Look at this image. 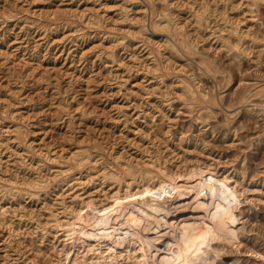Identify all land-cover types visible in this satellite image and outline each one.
<instances>
[{"label": "rangeland", "instance_id": "obj_1", "mask_svg": "<svg viewBox=\"0 0 264 264\" xmlns=\"http://www.w3.org/2000/svg\"><path fill=\"white\" fill-rule=\"evenodd\" d=\"M177 206L198 264H264V0H0V264Z\"/></svg>", "mask_w": 264, "mask_h": 264}, {"label": "bare ground", "instance_id": "obj_2", "mask_svg": "<svg viewBox=\"0 0 264 264\" xmlns=\"http://www.w3.org/2000/svg\"><path fill=\"white\" fill-rule=\"evenodd\" d=\"M255 1V0H251ZM151 2V1H150ZM153 5V4H152ZM151 5L150 8V18L151 20L154 19L157 16V12L154 8V6ZM156 22V21H155ZM152 22L151 23H155ZM181 43V42H180ZM183 44V43H182ZM184 45V44H183ZM205 95V94H204ZM85 157V156H84ZM84 157H80L79 164L83 165ZM86 160V159H85ZM87 162V160H86ZM85 162V163H86ZM85 165V164H84ZM83 165V166H84ZM130 170V168H128ZM131 171V170H130ZM114 174V173H113ZM111 175V174H110ZM116 176V175H114ZM117 178V177H116ZM40 185V184H39ZM44 185H42L43 187ZM41 187V186H40ZM41 187V188H42ZM72 186H70L71 188ZM180 191V197H187L190 193V188L184 187ZM179 197V199H180ZM182 198V199H183ZM180 199V200H182ZM169 213L172 214V216L168 219H165L160 226H153V224L147 225L144 228H137L136 230H131L127 234L125 230V226L128 223V219L126 215L124 216L123 221L121 222L122 226V239H126L127 246L130 247L129 250H125V252L122 249H118L111 243H101L97 238H95V243L91 244L90 242H87L86 246H88L85 249V252L81 254V256L84 258L87 253L89 252L90 255L86 256L84 258L85 264H198L200 260V257L196 255V253L192 250H189L187 253H190V259L193 261L190 263L188 261V256L186 252H181L180 245L176 244L172 240L171 237H169V230L171 229V226H177L179 223L183 220V217L185 215V211L181 206H177L175 209H172L169 211ZM176 214H179L176 220H174V216H177ZM182 217V218H181ZM57 219V217L55 218ZM59 221V220H58ZM63 224V223H62ZM61 225L60 223L56 224V226ZM160 228L159 232L144 235L146 231H149L150 229L157 230ZM10 230V229H9ZM67 231V230H66ZM166 231V232H165ZM78 232L80 236L83 237V231L81 229L74 230L73 233ZM133 236H135L133 238ZM163 238L167 239V242L169 243L168 249L164 250L165 254L162 255V257L158 258L157 252H159L157 249L159 247V241ZM83 239V238H81ZM84 239L82 240V242ZM97 241V242H96ZM105 246L102 248V246ZM118 249V250H117ZM83 250H81L79 253H81ZM77 252V254H78ZM89 258V262L87 263L86 259ZM188 261V262H186ZM81 263V262H80Z\"/></svg>", "mask_w": 264, "mask_h": 264}]
</instances>
